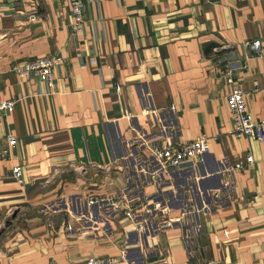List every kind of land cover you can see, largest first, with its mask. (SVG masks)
I'll use <instances>...</instances> for the list:
<instances>
[{
  "label": "crops",
  "instance_id": "crops-1",
  "mask_svg": "<svg viewBox=\"0 0 264 264\" xmlns=\"http://www.w3.org/2000/svg\"><path fill=\"white\" fill-rule=\"evenodd\" d=\"M86 4L75 32L69 0H0V264H264V139L227 105L232 76L264 124V0ZM48 56L53 87L15 69ZM200 136L177 168L147 147Z\"/></svg>",
  "mask_w": 264,
  "mask_h": 264
},
{
  "label": "built area",
  "instance_id": "built-area-1",
  "mask_svg": "<svg viewBox=\"0 0 264 264\" xmlns=\"http://www.w3.org/2000/svg\"><path fill=\"white\" fill-rule=\"evenodd\" d=\"M73 14L72 28L75 32L81 31L86 23V0H69ZM35 14H32L34 17ZM243 44L251 49L255 54H262L263 41L260 37L245 39ZM63 63L60 56L36 57L27 60L22 66L16 67V71L22 77L36 75L46 82L50 87L55 85L53 71L55 67ZM230 75V74H229ZM228 82L232 83V89L227 96V105L232 115L234 124V133L238 136H248L249 138L263 141L264 124L256 120L247 108L245 101V92L237 82H234L232 76L228 77ZM15 108L14 101L0 102V112H12ZM9 147H14L17 140L14 137L9 138ZM9 147L3 150L4 154L9 153ZM150 156L155 158L165 168H177L184 163L198 162L202 159L205 152V143L203 136L198 137L190 142H180L173 145H148ZM255 158L252 152H248L245 160L236 163L235 167L242 169L253 165ZM23 174L22 166L18 165L13 168V175L16 178ZM113 260L94 257L75 264H112Z\"/></svg>",
  "mask_w": 264,
  "mask_h": 264
},
{
  "label": "rangeland",
  "instance_id": "rangeland-1",
  "mask_svg": "<svg viewBox=\"0 0 264 264\" xmlns=\"http://www.w3.org/2000/svg\"><path fill=\"white\" fill-rule=\"evenodd\" d=\"M5 223H6V225H10V224H11L10 221H6ZM0 235H1V233H0ZM1 236H2V235H1Z\"/></svg>",
  "mask_w": 264,
  "mask_h": 264
}]
</instances>
